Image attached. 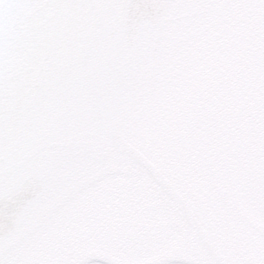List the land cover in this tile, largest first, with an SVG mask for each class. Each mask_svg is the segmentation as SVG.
I'll use <instances>...</instances> for the list:
<instances>
[{"label": "water", "instance_id": "water-1", "mask_svg": "<svg viewBox=\"0 0 264 264\" xmlns=\"http://www.w3.org/2000/svg\"><path fill=\"white\" fill-rule=\"evenodd\" d=\"M234 4L0 0V264L101 197L162 259L264 264V0Z\"/></svg>", "mask_w": 264, "mask_h": 264}, {"label": "flooded vegetation", "instance_id": "flooded-vegetation-1", "mask_svg": "<svg viewBox=\"0 0 264 264\" xmlns=\"http://www.w3.org/2000/svg\"><path fill=\"white\" fill-rule=\"evenodd\" d=\"M243 1L234 0L235 4L232 8L237 10L235 6H239L244 9L241 4ZM138 201L139 197L133 199L127 213L119 215L116 220L113 215V221L112 218L107 219L109 206L106 197L96 198L94 202L85 204L84 208H79L73 213L67 207L60 212L62 214L50 218L42 230L25 243L30 245L28 248L30 252L27 255H9L5 264H125V261L131 264L135 259H132L127 252L130 243H133L132 247L139 243L135 248L145 253L146 259H136L137 262L143 260L145 263L152 258L151 261L162 260L161 264H182L161 258L166 255L168 249L156 247L155 242L150 241L152 233L147 235L148 239L144 238L149 226L134 215L137 211H143L140 205L135 204ZM61 219H65V222ZM66 222L80 230L77 235L72 234L71 230L64 229L67 227L64 226ZM51 227L57 228L54 235L45 231ZM155 227L153 225V228ZM159 230L163 229L159 228ZM119 233H123L127 238L119 241L117 237ZM119 244L122 246L119 247ZM24 246L17 251L28 250Z\"/></svg>", "mask_w": 264, "mask_h": 264}, {"label": "bare ground", "instance_id": "bare-ground-1", "mask_svg": "<svg viewBox=\"0 0 264 264\" xmlns=\"http://www.w3.org/2000/svg\"><path fill=\"white\" fill-rule=\"evenodd\" d=\"M172 262H174V261H172ZM177 262V261H176ZM155 264H161V262H156Z\"/></svg>", "mask_w": 264, "mask_h": 264}, {"label": "rangeland", "instance_id": "rangeland-1", "mask_svg": "<svg viewBox=\"0 0 264 264\" xmlns=\"http://www.w3.org/2000/svg\"><path fill=\"white\" fill-rule=\"evenodd\" d=\"M176 262V261H175ZM177 263V262H176ZM178 263H180V262H178ZM184 264V263H183Z\"/></svg>", "mask_w": 264, "mask_h": 264}]
</instances>
